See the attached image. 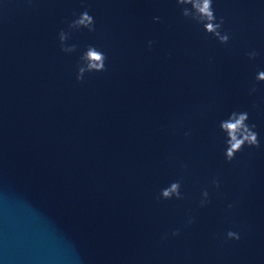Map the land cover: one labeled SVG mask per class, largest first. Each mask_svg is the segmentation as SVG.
I'll list each match as a JSON object with an SVG mask.
<instances>
[{"label":"water","instance_id":"obj_1","mask_svg":"<svg viewBox=\"0 0 264 264\" xmlns=\"http://www.w3.org/2000/svg\"><path fill=\"white\" fill-rule=\"evenodd\" d=\"M212 6L226 44L176 0H0V264H264V0ZM233 111L260 147L228 162Z\"/></svg>","mask_w":264,"mask_h":264},{"label":"clouds","instance_id":"obj_2","mask_svg":"<svg viewBox=\"0 0 264 264\" xmlns=\"http://www.w3.org/2000/svg\"><path fill=\"white\" fill-rule=\"evenodd\" d=\"M176 3L180 6H185L181 8V14L185 18H190L199 24L203 25V30L215 37L221 44L228 43L230 36L227 32L222 33L221 29L224 24L223 17L219 18L217 22V17L213 9V0H176ZM190 5L191 7H186ZM159 17H154V20L158 21ZM71 29L87 28L89 32L95 31V22L93 16H91L87 10L82 12L77 19L69 24ZM68 39L67 33L63 30L59 33L60 50L65 53H71L76 50V45L66 46L65 41ZM154 41H149V48ZM257 56L255 51L248 53L249 59L254 60ZM106 55L98 50L95 46L89 45L86 51L81 55V65L78 66L76 80L77 82H83L84 75L86 72H102L106 71L105 61ZM256 80L264 82V71H260L256 75ZM256 89L253 87L251 93L255 92ZM249 114L246 111L236 112L233 111L229 114L227 119L220 122V131L224 133L225 136V151L224 156L226 161L231 162L235 159L236 154L243 150L245 145L250 148H259L260 140L258 138V133L254 130L256 125L249 124ZM188 135V133H185ZM212 184L215 187H219V181L214 179ZM181 181L177 180L171 182L169 186L163 188L157 200H171L173 198L179 200L183 199L181 193ZM203 199L200 201V206H205L208 201L209 193L207 190L201 193ZM232 205H229L231 208ZM188 224L194 223L193 219L187 221ZM173 236L179 235V230L172 232ZM227 238L232 240H239L240 235L238 232L228 231Z\"/></svg>","mask_w":264,"mask_h":264}]
</instances>
